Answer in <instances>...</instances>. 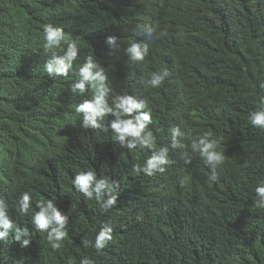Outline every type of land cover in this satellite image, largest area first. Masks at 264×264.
Instances as JSON below:
<instances>
[{
    "label": "trees",
    "instance_id": "obj_1",
    "mask_svg": "<svg viewBox=\"0 0 264 264\" xmlns=\"http://www.w3.org/2000/svg\"><path fill=\"white\" fill-rule=\"evenodd\" d=\"M185 12L203 18L190 23ZM49 22L78 38L79 56L66 78L44 70L52 54L43 48L42 29ZM138 25L151 27L152 37H134ZM232 30L239 40L226 35ZM161 32L166 35L157 38ZM256 33L264 36V0H0V196L10 218L27 226L32 238L21 248L10 232L0 241V264H68L69 258L80 264L84 256L95 264H264V209L254 203L264 159L221 185L220 175L209 181L211 169L198 155L186 163L191 149L185 137L178 138L185 147L169 152L180 172L171 163L165 174L133 175V164L146 161L154 149L128 150L112 139L111 129L81 128L75 106L93 92L81 97L70 91L80 64L93 55L106 70L111 95L147 99L156 144L170 146L173 126L191 135L207 131L212 106L226 107L227 115L258 106L264 97V43ZM108 36L117 37L115 49L105 44ZM213 36L228 52L218 62L223 101L204 86L206 65L198 55ZM133 38L149 44L143 62H131L124 52ZM162 69L169 78L148 87L150 74ZM203 93L208 106L203 114H190L194 97L203 109ZM26 147L35 152L32 183L23 174ZM88 168L120 183L118 203L107 213L71 183ZM25 191L33 197L31 211L38 210L36 201L53 199L68 214V238L60 249L34 228L31 211H16ZM102 223L112 225L113 240L100 252L85 248L82 240L94 241Z\"/></svg>",
    "mask_w": 264,
    "mask_h": 264
},
{
    "label": "clouds",
    "instance_id": "obj_2",
    "mask_svg": "<svg viewBox=\"0 0 264 264\" xmlns=\"http://www.w3.org/2000/svg\"><path fill=\"white\" fill-rule=\"evenodd\" d=\"M190 23H198L203 17L200 13H187ZM183 29H178L181 33ZM43 48L51 51V57L44 63V70L50 77H68L73 70L74 62L79 56L78 38H73L66 33L64 27L59 24L45 23L43 25ZM134 37H152L153 29L147 25H138L134 30ZM254 32V31H251ZM256 38L255 34L252 33ZM258 34V33H256ZM166 35L161 32L159 37ZM233 40H239L232 30L226 34ZM264 43V36L258 34ZM105 44L109 49L117 46V37L108 36ZM222 42L217 36L211 37L202 47L200 62L206 65V81L204 86L211 88L214 93L221 97L220 88L223 86V77L219 75V60L227 58L228 52L221 49ZM56 50H60L57 52ZM125 54L131 62H143L149 55V44L145 40L133 38L124 49ZM62 53V54H61ZM234 56L236 57L235 53ZM171 73L168 69H162L150 74L145 82L148 87L158 88L169 78ZM77 79L71 84L70 91L81 97L89 90L93 95L85 97L75 106V112L82 118L81 128L99 130L108 133L111 129L112 139L118 142L120 147L128 150L154 149L152 154L143 163H136L132 166V174L143 173L146 176H154L157 173L165 174L171 165L174 164L176 173L180 172V164L169 161V152L177 147H185L178 138L190 140L191 154L185 152L186 163L191 162V155L195 154L210 167L209 181L215 182L220 175V184L225 179L236 174H243L242 171L254 166L258 161L264 159V97L259 101L257 107L243 109L238 114L227 115L226 107L215 109L210 107L212 114V125H207V131L202 134L192 132L186 133L179 125L173 126L171 132V144L157 146L156 137L150 125L153 122V112L149 107L147 99L137 95L123 94L111 95L112 88L106 70L99 63L98 59L89 54L80 64L77 72ZM111 97V102H110ZM203 109L194 97V102L189 111L190 114L200 113L208 106V96L204 93L200 98ZM200 114V115H202ZM112 119L105 123L106 117ZM241 145L244 149L241 151ZM260 146V147H259ZM26 159L24 160L23 174L33 182L36 176L35 152L26 147L24 149ZM187 166V164H185ZM0 181H3L0 176ZM74 189L81 193L86 199H94L100 205V210L107 213L118 203L120 183L107 176L98 178L96 171L91 168L81 170L74 175L71 181ZM255 206L264 209V180L259 181L254 189ZM33 197L25 191L20 196L16 211L21 216L29 215L32 210ZM35 211H31V223L40 232L47 233V240L53 249H60L63 241L68 238L69 216L62 211L53 199H42L36 201ZM113 227L110 223H102L95 239H83L85 248L93 247L97 252L105 249L113 240ZM14 233V240L20 243L21 248H27L31 241V233L27 226L21 227L9 216V205L7 200L0 196V241H7L9 233ZM68 264H75L69 258ZM80 264H95L88 256L80 260Z\"/></svg>",
    "mask_w": 264,
    "mask_h": 264
}]
</instances>
